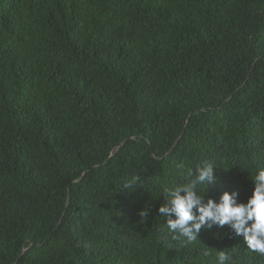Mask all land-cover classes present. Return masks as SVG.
<instances>
[{
	"label": "trees",
	"instance_id": "1",
	"mask_svg": "<svg viewBox=\"0 0 264 264\" xmlns=\"http://www.w3.org/2000/svg\"><path fill=\"white\" fill-rule=\"evenodd\" d=\"M204 163L264 169V0H0V264H264L158 216Z\"/></svg>",
	"mask_w": 264,
	"mask_h": 264
},
{
	"label": "clouds",
	"instance_id": "2",
	"mask_svg": "<svg viewBox=\"0 0 264 264\" xmlns=\"http://www.w3.org/2000/svg\"><path fill=\"white\" fill-rule=\"evenodd\" d=\"M215 169L212 163H204L188 171L186 182L166 188L158 216L165 219L173 240L193 243L202 230L227 226L231 234L242 237L248 250L264 256V169L254 175L246 202L240 200L238 191L225 188ZM138 181L139 177H133L125 187L137 188ZM214 186L221 189L218 198L210 195ZM140 214L147 213L142 210ZM215 259L217 264H230L231 256L220 250Z\"/></svg>",
	"mask_w": 264,
	"mask_h": 264
},
{
	"label": "water",
	"instance_id": "3",
	"mask_svg": "<svg viewBox=\"0 0 264 264\" xmlns=\"http://www.w3.org/2000/svg\"><path fill=\"white\" fill-rule=\"evenodd\" d=\"M117 150V149H116ZM69 202H70V196H69V194H68V198H67V204H66V206H68L69 205ZM20 258V257H19Z\"/></svg>",
	"mask_w": 264,
	"mask_h": 264
}]
</instances>
